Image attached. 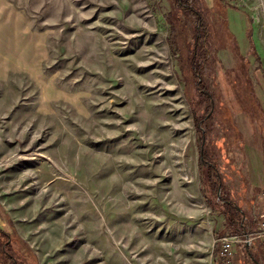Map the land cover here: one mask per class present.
<instances>
[{
	"label": "rangeland",
	"instance_id": "rangeland-1",
	"mask_svg": "<svg viewBox=\"0 0 264 264\" xmlns=\"http://www.w3.org/2000/svg\"><path fill=\"white\" fill-rule=\"evenodd\" d=\"M196 42L202 77L182 63ZM211 115L212 162L254 231L264 0H0V264H264V236L221 258L242 227L203 184Z\"/></svg>",
	"mask_w": 264,
	"mask_h": 264
},
{
	"label": "trees",
	"instance_id": "trees-1",
	"mask_svg": "<svg viewBox=\"0 0 264 264\" xmlns=\"http://www.w3.org/2000/svg\"><path fill=\"white\" fill-rule=\"evenodd\" d=\"M201 25H202V22H201ZM170 43H171V47L173 46L175 48L176 44L174 42V39H170ZM201 45H202V43H201ZM180 48L184 49L185 52H188L187 60L183 61L182 63L186 64L187 66L190 63L189 64L191 67L190 72L192 73V75L198 73L202 77V72H201L202 65L199 63L198 55L196 54L198 49H201V47L199 46V43L196 42L195 46L192 49H190L189 44H185L184 47H180ZM193 51L195 52V54H193ZM194 83H196V81H194ZM250 93H251V91H250ZM253 95H254V92H253ZM197 97H198L197 99H201V101L206 102V104L209 106L208 109L210 108L213 100L211 98L212 96L209 93L200 91V96L198 94ZM251 97H252V101L254 103H256V107L259 108V112H262V106H261V102H260L259 98L256 95H254V96L251 95ZM235 103H238V105H243L242 103H245V101L243 99H240V100L235 99ZM257 117L264 118V116H262V115L257 116ZM214 120H215V117L211 115L208 117L207 120H205L203 122V124L206 128L205 129L206 131L204 132V134L201 138L203 143H202L201 152H200L201 157H200V161H199V168H200L201 173L203 174L202 179H203L204 187L208 188L211 191V193L214 194V196L216 194V191L218 189V184H219L220 179H221L220 189L224 190V191H222L223 197L219 198V199H215V198L213 199V195H212V197H209V199L211 201V204L213 206H215V208L219 209L220 212L223 213V215L225 217L226 224L230 225L232 227H235L239 221L241 223L240 209L236 206L235 202L229 196L228 191L225 190L224 182L221 178V175L217 172L216 164L214 162H212V161H214V156H215L213 149L209 146V143H208L209 140H207V137L204 140V135H207L210 132V128H211L210 124ZM221 122L225 126V130H228L227 132H230V130L232 132H234L236 130V129L234 130V127H235L234 126L235 125L234 119L231 120V123L225 122L224 120H222ZM223 187H224V189H223ZM7 244H9V242L7 240H5L2 247L4 248L5 245H7ZM4 253H6V252L4 251ZM6 255L9 256L7 253H6ZM256 262H257V257L253 256L252 259H246L245 264H256ZM14 264H15V262H14Z\"/></svg>",
	"mask_w": 264,
	"mask_h": 264
},
{
	"label": "built area",
	"instance_id": "built-area-1",
	"mask_svg": "<svg viewBox=\"0 0 264 264\" xmlns=\"http://www.w3.org/2000/svg\"><path fill=\"white\" fill-rule=\"evenodd\" d=\"M264 236V216H262L257 223V229L254 231L243 229L240 234L235 236H224L221 238L222 250L221 255L222 259L228 254L229 249L235 242L242 243V246H249V244L258 237ZM248 243H247V242ZM258 264V263H257ZM260 264V263H259Z\"/></svg>",
	"mask_w": 264,
	"mask_h": 264
},
{
	"label": "water",
	"instance_id": "water-1",
	"mask_svg": "<svg viewBox=\"0 0 264 264\" xmlns=\"http://www.w3.org/2000/svg\"><path fill=\"white\" fill-rule=\"evenodd\" d=\"M206 139V135H204V140ZM220 187H221V179H220V182H219V184H218V190H220ZM244 214H243V212H242V218H241V227H242V230L244 229ZM247 242V241H246ZM248 243V242H247Z\"/></svg>",
	"mask_w": 264,
	"mask_h": 264
},
{
	"label": "crops",
	"instance_id": "crops-1",
	"mask_svg": "<svg viewBox=\"0 0 264 264\" xmlns=\"http://www.w3.org/2000/svg\"><path fill=\"white\" fill-rule=\"evenodd\" d=\"M18 234H20L19 232H18ZM21 235V234H20ZM21 237H23L22 235H21ZM24 239V238H23ZM260 262H258V264H259Z\"/></svg>",
	"mask_w": 264,
	"mask_h": 264
}]
</instances>
